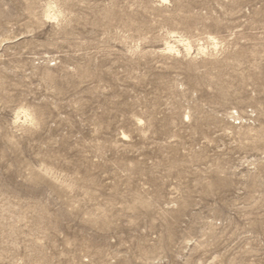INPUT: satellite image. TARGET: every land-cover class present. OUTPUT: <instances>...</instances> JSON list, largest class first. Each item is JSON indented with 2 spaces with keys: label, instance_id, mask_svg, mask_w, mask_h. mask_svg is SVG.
I'll use <instances>...</instances> for the list:
<instances>
[{
  "label": "rangeland",
  "instance_id": "374dc122",
  "mask_svg": "<svg viewBox=\"0 0 264 264\" xmlns=\"http://www.w3.org/2000/svg\"><path fill=\"white\" fill-rule=\"evenodd\" d=\"M0 264H264V0H0Z\"/></svg>",
  "mask_w": 264,
  "mask_h": 264
},
{
  "label": "bare ground",
  "instance_id": "6f19581e",
  "mask_svg": "<svg viewBox=\"0 0 264 264\" xmlns=\"http://www.w3.org/2000/svg\"><path fill=\"white\" fill-rule=\"evenodd\" d=\"M170 47V46H169Z\"/></svg>",
  "mask_w": 264,
  "mask_h": 264
}]
</instances>
